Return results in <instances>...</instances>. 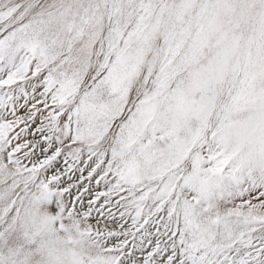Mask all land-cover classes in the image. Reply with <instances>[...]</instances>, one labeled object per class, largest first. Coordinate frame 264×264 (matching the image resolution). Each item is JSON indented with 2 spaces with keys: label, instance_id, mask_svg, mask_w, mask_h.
Listing matches in <instances>:
<instances>
[{
  "label": "snow or ice",
  "instance_id": "obj_1",
  "mask_svg": "<svg viewBox=\"0 0 264 264\" xmlns=\"http://www.w3.org/2000/svg\"><path fill=\"white\" fill-rule=\"evenodd\" d=\"M0 264H264V0H0Z\"/></svg>",
  "mask_w": 264,
  "mask_h": 264
}]
</instances>
